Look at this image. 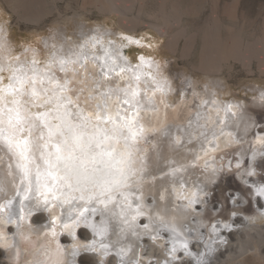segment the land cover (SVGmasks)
<instances>
[{
	"label": "snow or ice",
	"instance_id": "snow-or-ice-1",
	"mask_svg": "<svg viewBox=\"0 0 264 264\" xmlns=\"http://www.w3.org/2000/svg\"><path fill=\"white\" fill-rule=\"evenodd\" d=\"M2 33L3 28H0ZM123 39L139 43L127 36ZM101 43L100 39L91 36L84 43L77 44L76 51L69 48L59 55L51 53L42 62L35 55L29 60L26 53L32 50L24 49V59L16 56L13 58L15 63L0 65V73L6 67L11 73L7 83L0 75V149L11 158L5 165L7 175L14 176L13 167L19 175L18 184L15 179L10 181V190L4 196L5 204L0 205V212L5 211L7 206L15 205V210L3 219V223H13L15 217V221H19L15 235L21 243L31 245L33 232L37 238L40 235L46 238L49 233L53 237L57 235L55 221L58 217L52 209L58 208L60 216L67 218H72L73 211H78L81 216L85 212L89 215L99 212L101 216L118 222L120 235L129 234L137 239L146 235L156 240L158 237L154 233L160 226L169 228L173 242L167 251L171 260H165L164 264H208L202 253L189 251L188 240L176 232L173 220H165L158 213L153 215L143 199L141 186L151 174L146 172V154L140 146L141 141H145V129L140 118L139 82L142 77L151 76L145 83L153 91L164 90L167 82H158L150 71L144 72L143 65L151 66L152 62L146 61L142 55L138 56L139 63L130 64L127 57L121 56L120 50L113 46L114 42L110 41L108 47L101 49L102 55L85 51L89 44L95 49ZM3 47L4 42L0 41V49ZM89 55L93 62L99 64L101 80L117 72H131L132 79L136 81L135 85L129 81L123 88L109 87L107 92H98L99 97L114 95L120 101L114 113L106 100L103 105L96 104L93 112H86L78 102L84 92L83 87L75 90V100L66 95L72 91L70 86L73 82L68 76V66L72 64L85 68ZM118 60L121 63H117ZM57 71L64 75L58 76ZM73 73L77 77L81 75L76 68ZM80 83H84L83 78ZM95 87H101L99 81ZM90 98L97 99V96ZM228 111L230 106L226 105L225 112ZM34 130H38L36 135ZM0 191L4 189L0 188ZM242 191L245 196L255 195L264 200V183L256 186L254 192L251 187ZM235 196L236 193L229 194L226 200L235 203ZM193 203L202 204L204 201L189 200V206ZM260 207L264 208V203ZM34 213L40 215L35 216L33 224L42 219L44 213L50 215L49 224L39 230L29 225L26 231V217ZM232 215H235L234 211ZM144 217L147 222H139ZM223 226L228 227L227 224ZM62 227L67 228V222ZM107 230L106 221L101 220L99 234L104 235ZM195 239L199 240V236ZM0 240L6 242L7 235L0 232ZM100 247L107 249L103 243ZM128 250L127 245L120 247L117 255L123 257ZM178 251L182 256L194 257V261L177 257ZM45 254L50 258L44 264H67L59 241H56L54 251L45 245ZM76 254L77 250H74L72 255ZM17 264L20 262L17 261ZM121 264H139L136 253L133 252L127 262L121 260Z\"/></svg>",
	"mask_w": 264,
	"mask_h": 264
},
{
	"label": "rangeland",
	"instance_id": "rangeland-1",
	"mask_svg": "<svg viewBox=\"0 0 264 264\" xmlns=\"http://www.w3.org/2000/svg\"><path fill=\"white\" fill-rule=\"evenodd\" d=\"M41 1V7L48 10L49 14L43 18L44 20L33 21L20 18L11 5L7 4L9 3L7 0H0V28H3L0 41L4 42L3 49H0V64L2 61L6 66L15 63L13 58L16 56L24 59V49L32 50L26 53L29 60L35 55V58L42 62L51 53L59 55L61 51H67L69 48L76 51L77 44H82L89 37L95 36L103 40L102 43L95 49L91 44L87 48L98 55H102L101 49L111 41L114 42L113 46L120 50V54L133 64L139 63L140 55L152 58L154 66L152 65L151 68L148 66L147 69L155 72L158 79L168 80L167 96L170 98V104L176 105L186 96L195 98L194 92L203 95L208 92L221 101L233 99L245 105L247 114L251 116L248 120L252 127L251 142L254 140L253 136L257 135L258 129L264 128V99H262L264 97V0ZM114 7H118L121 12L110 11ZM122 17L136 22L137 31L123 30L120 27ZM125 36L132 37V40H138L139 43H129L123 39ZM210 60L215 62V69L210 72L200 69L204 62ZM58 73L57 71V75L60 76ZM10 74L7 67L3 73H0L5 78L4 83L8 82L7 77ZM105 90L103 92H107L108 89ZM105 100L109 105L113 98L109 96L101 99V105ZM116 101L117 98L113 102ZM80 105L86 112H92L90 103ZM34 131L38 133V130ZM158 137L159 130L148 131L145 132V141H141L140 146L145 150L147 166L155 159L157 149L161 146L163 138ZM231 148L221 154L223 157H218L221 158V162L226 163L229 159V168L232 170L228 166H223L219 178L209 191L212 195L209 203L219 204L220 208L224 204L225 208L222 213H216L214 216L215 229L223 220L230 226L234 217L241 215L244 219L237 224L242 228L251 222L254 226L258 224L257 229H253L252 233L256 239L263 241V244L260 253H255L253 250L243 253L242 244H247L248 240L253 242V238H247L246 230L242 229L241 233L231 235V242L228 245L227 241L228 247L224 248L226 252L221 260L225 262L224 264H264V217L262 219L252 217L262 202L258 203L259 197L245 196L242 191L251 187L254 192L255 187L260 183L245 184L242 175H237L239 172H236L239 167L243 169L246 167L247 176H261L259 179L264 183L262 179L264 169L259 166L264 160V150L253 157H251L252 153L242 157L237 145ZM232 193H236L234 199H241L240 205L234 206L226 200V197ZM246 198L249 200L245 201ZM233 211L235 215H232ZM16 223L17 221L10 223L14 227L13 233ZM26 227L27 225H24V228ZM60 233L58 236L60 242L66 246L67 243L63 242V238L67 235L65 229ZM218 237V234L212 236L213 240ZM54 239L48 234L46 238L43 237L44 241L41 244L49 245ZM31 241V245L23 243L27 248L26 258H32L39 243L36 234L32 235ZM193 241L196 239L194 238ZM0 247L4 249L0 261L5 264H17L7 256L8 253L11 254L12 247L6 248L4 245ZM207 248L210 250L211 245ZM84 252L89 254L88 251H83L78 258L84 255ZM92 256L95 259L100 258L94 254Z\"/></svg>",
	"mask_w": 264,
	"mask_h": 264
},
{
	"label": "bare ground",
	"instance_id": "bare-ground-1",
	"mask_svg": "<svg viewBox=\"0 0 264 264\" xmlns=\"http://www.w3.org/2000/svg\"><path fill=\"white\" fill-rule=\"evenodd\" d=\"M7 1L9 2L7 4L11 5L13 11L19 14L18 16H20V18L24 17L29 20L40 21L49 14L48 10L41 7V0ZM110 11L121 12L118 7L111 8ZM120 27L128 32L137 31L136 22L129 21L124 17L120 19ZM102 41L103 40H101V42ZM105 46L108 47L109 45L105 44ZM85 51L87 53L93 52L90 51L89 48H86ZM210 53H212V51ZM143 56L146 61L152 62V58L146 57L145 55ZM128 61L130 64L135 65L130 60ZM2 62L0 65L6 66ZM117 63H121V61L118 60ZM85 65V68H78L77 65L72 64L68 66V76L72 78L73 82L70 86L72 91L66 93V95H71L73 98H76L75 90L79 87H83L84 92L81 94L79 102L82 105L90 103L93 108L91 110L92 112L96 104H101L100 100L105 98L99 97L98 92L106 91L105 89L109 87L113 89L119 88L120 86L124 87L129 81H131L133 85L136 83V81L132 79L131 72H117L101 80L99 76V64L93 62L90 55L85 60ZM152 65L153 64H151V66L144 64V72L147 73L150 71L158 82H167L168 80L158 79L155 72L151 69H147L148 66L151 68ZM74 68L80 72L81 75L79 77L74 76ZM215 68V62L210 60L204 62L200 69L205 72H210ZM58 74L61 77L64 75L60 72ZM82 78L84 79V83H80ZM146 79L150 80L151 76L142 77L139 82L140 99L142 102L140 109L141 123L144 126L145 132H156L159 130V137L161 139L163 138V140L161 146L157 149L155 159L146 167V172L151 175L141 186L145 205L152 209L153 215L158 213L160 216L164 217L165 220H173V226L176 232L183 235L188 240L189 251H199L202 253V258L206 260L208 264L225 263L221 258L225 255L226 249L224 248L227 246L226 243L228 241L229 245L232 239L231 235L241 233L242 229L246 230V235H248L247 238H253V242L248 240L247 244H242V252L247 253L253 250L255 253H260L263 241L261 242L260 239H256L252 233L253 229H257L258 224L254 226L251 222L248 223L245 228H242L237 223L244 219L243 216L236 215L232 224L227 228L223 226L226 224L223 220L222 223L217 225V229H213L215 214L222 213L225 208L224 204L220 208L219 204L209 203L212 198L211 192L209 191L212 189L214 182L219 178L221 168H223V166H228L229 168L230 166V164H228V162H230L228 158L227 163L221 162V158H219L220 156L223 157L222 155L225 153V150L237 145L238 149L241 150L240 154L242 157L250 153H252L251 157L259 152L261 153V151L264 150V148H262L264 147V128L258 129L257 135L255 134L253 136L254 140L251 142L250 133L252 132V127L251 122L248 121L251 119V116L247 114L248 110L244 108L245 105L233 101V99H231V101H221L211 96L208 92L205 95L201 93L196 94L194 92L193 95L195 98L186 96L184 97L185 99L178 104H170V98L167 96V93H169V83L167 82L164 90L153 91L149 90L148 85L145 83ZM97 81L102 84L100 89L95 87ZM90 92L92 94H90ZM91 96H97V99H91ZM111 97L113 100L108 106L114 113L116 105L120 101L113 102L116 97L114 95ZM86 99L87 103H85ZM226 105L230 106V111L228 112H225ZM217 117H219V121H217ZM33 134L36 135L37 133L34 131ZM10 159L11 158L5 154L3 149H1L0 188H3L4 191H0V205L5 204L4 196L5 193L10 190V181L15 179L16 183H19V175L16 173L14 167L12 169L14 176L10 177L7 175L8 169L5 165L10 162ZM250 162L252 163V161ZM236 164H238L237 160ZM259 166L261 169H264V160L260 162ZM173 169H176V171H173ZM229 169L232 170L231 168ZM236 172H239L237 175H242L243 182H247L245 184L253 185L263 183V181L259 179L261 176H247L248 169L246 167L244 169L239 167ZM189 200L204 201V203H193L189 206ZM246 200L248 201L249 199L246 198L245 201ZM241 202V199H235L233 205L238 206ZM261 202L264 203V200L259 197L258 203ZM214 205H216L215 210ZM263 209L264 208L257 207L252 217L255 219L261 217L262 219L264 217ZM14 210L15 205L13 204L12 206H7L5 211L0 212V232L7 235L6 242L0 240V245H4L6 248L12 247L11 254L8 253L7 255L11 261H19L20 264H44V262L50 258L45 254V245L43 246L41 244L44 241V236H39V243L37 247H35L32 258H26L27 249L24 250L21 248L24 244L21 243L19 237L13 233L14 227L11 226V224L3 223V219ZM52 213L58 217L55 221L57 235L49 246L54 251L56 241H59V244L62 245L58 236H60L62 229H65L67 235L63 238V242H66L67 245L65 246L63 244L62 247L64 259L67 261V264H121V260L127 262L133 252L136 253L139 264H164L165 260H171L167 250L170 249L173 242L172 239H170L172 233L169 228L164 226H160L158 232L154 233L158 237L156 240H152L150 236L146 235H141L139 239H137L129 234L120 235L118 222L110 220L107 216H101L99 212L91 215L85 212L81 216L78 211H73L72 218L60 216L58 208L52 209ZM37 215L40 214L34 213L33 216L26 217V231L29 225H31L34 230H39L49 224V213H44L42 219L33 224L32 221ZM76 217L79 218L75 219ZM85 217H87V219H85ZM13 220L15 223V217H13ZM101 220L107 223L108 230L104 235H100L98 231ZM64 222H67V228L62 227ZM139 222H147V218H141ZM17 223H19V221H17ZM93 226L96 227V231H94ZM140 231L142 232L143 229H140ZM33 234H35V232H33L32 235ZM49 234L51 235V233ZM215 234H218L219 237L213 240L212 236ZM189 236H193L194 238L199 236V240L196 239V241H193L194 238H190ZM214 241L216 242L213 243ZM102 243L107 245L106 250L100 247ZM125 245L129 247L127 254L123 257L118 256L117 253L120 247ZM137 245H139V247H137ZM208 245H211L210 250L207 248ZM177 247L179 248V244H177ZM17 248L19 249V254L17 253ZM86 248L95 250L88 251L89 254L84 252V255L78 258L81 252L85 251ZM74 250H77L75 256L72 255ZM92 254L100 258L95 259ZM2 255H4V249L0 247V258ZM176 255L177 257H181L182 253L178 251ZM37 259L39 262H33ZM182 259L184 261H194V257L192 256H182ZM0 264L5 263L0 261Z\"/></svg>",
	"mask_w": 264,
	"mask_h": 264
}]
</instances>
